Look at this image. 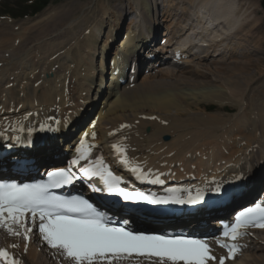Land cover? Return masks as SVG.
Returning a JSON list of instances; mask_svg holds the SVG:
<instances>
[{
	"label": "bare ground",
	"instance_id": "obj_1",
	"mask_svg": "<svg viewBox=\"0 0 264 264\" xmlns=\"http://www.w3.org/2000/svg\"><path fill=\"white\" fill-rule=\"evenodd\" d=\"M122 1L123 0H119L116 3L113 2L110 4V7L112 9H117V11H121L122 14L126 16L129 12L125 14V5ZM256 3L257 2L252 3L251 0H168L164 5L166 7L167 13L165 17L163 16L162 18L163 22L169 24L165 26L167 34L169 35L173 31V26L171 27L170 24L171 19H176L179 22V26L177 27L178 36H185V39L182 42L178 41V45L186 48L191 46L192 41H197L200 42L197 47L203 46L205 49H200L198 50L199 53L192 54L194 59L198 60L197 65H190V68L186 69L184 67L185 65L183 66L185 61L181 60L180 62L182 65L176 70L175 73L174 71L165 68L161 69V75L171 78V76L175 75L176 73L179 75L180 73H186L196 79H208V81H197L192 79L189 82L188 87H177L170 81L160 79L158 81L163 83L162 85H164L165 90L156 91V93L155 89L148 85L149 83H142L138 90L135 88H118L113 92L114 89L111 88V91L106 94L107 99L102 98V103L99 110L94 112L95 116L93 120H91L90 124L79 132L77 138H82L83 141H86L90 146L88 147L89 149H91V146L94 147L95 156H97V147L100 149V147L103 146V154L105 155L108 154L107 151L110 149L112 144H118L126 151L127 154L125 159L128 161L130 167L135 168L138 164H144L149 165L151 169L167 170V165H177L178 168L176 169L182 171L184 170V173H189V170L186 169H192L190 167L192 155L197 149L201 150L203 148V150L206 152L205 155L209 157V160H213L214 163H216L215 165H217V163L220 164L222 160L229 165L234 163V167H236L244 159L245 155L250 157L253 152H260V148L264 149V131L262 130L261 135L255 133L256 126L263 125L262 119H260V117L262 118L261 114H258L257 118H250L248 115V128L247 126L241 125L239 122H233L234 124L232 123L231 128L226 131L225 128L227 126L224 127L223 125H220L222 119L221 115L218 113L210 114L206 112H199L197 115H195L196 117L192 119L194 122L193 126L189 128L185 121L180 119V115H178L180 113L187 112V109L189 108H197L195 107L196 105H202L201 108L203 110L204 105H207L208 103H213L223 107L227 102H229L233 103L235 106H238L239 102L237 99L241 97V91L239 87L243 83L257 79L261 73L262 76H264L262 68L259 67V65L252 58L253 55L259 52V47L255 48L254 45L258 44V40H260V24H258V20L256 19V13L257 10L261 9L258 4L255 5ZM102 4L103 2L99 4L100 10L98 9L97 12L91 11L92 13L90 12V16L85 15L86 17H83L80 20H77L78 17L75 14L81 11L84 7H79V10L75 12V5L72 8L67 9V11L63 12L62 14L57 15L54 18L51 17V19L49 18L47 27H56L57 24H64L66 26H64L65 29H70L71 32L75 26L79 27L83 24L90 23V21L95 22L99 14L101 19L99 18L96 22L103 24L102 19H104L106 11L103 10L104 7L101 6ZM187 6H190L188 10L185 8ZM176 9H180L181 11H175ZM172 10H174L173 14L177 13L182 15L183 18H181V16H175L172 18ZM187 15H193L195 20L188 19ZM152 16L153 14L149 15V18H146V20L150 21ZM132 21L133 20H131V22ZM214 23H217L216 27L214 26ZM152 25L157 27L159 25V21L155 19L152 20L151 24L148 25L146 29V34L149 31L148 28ZM96 28L98 29V25ZM67 31L64 32L67 33ZM47 32L51 31L48 29L43 33L47 34ZM197 32H200L202 35L198 36ZM161 33L163 34V32ZM191 34L194 35L189 36ZM89 36L92 38L91 41L94 43L97 37L96 31H89V35L86 36V38H89ZM129 38V34L125 33L126 41L121 43V45L124 46L121 48L122 54H119L122 60H124V57L128 56L127 46L130 45ZM17 39H21V42L19 41L17 43L18 47L20 43H26L25 40H23L26 38L19 37ZM143 39L144 45L147 46L145 43L146 37ZM2 41L3 38H0V43H2ZM175 41L176 40H171L170 42L167 41L165 44H167L166 46H171L170 44L173 45L177 43ZM149 43H151V40H149ZM229 43L232 47L227 46ZM60 44H58L56 47H58ZM91 45L92 47L90 49L93 48V44ZM222 45L224 47V51L218 52L217 47ZM17 46L15 45L16 49ZM74 48L80 51V47L76 45V40ZM74 48H69L68 50H72V52H74ZM166 49L164 50L166 51ZM59 50L60 48L58 47L55 52H58ZM186 51H178V55L181 53L186 54ZM15 55H17L16 51ZM136 55L137 53L135 56ZM216 56H218L219 59H222L220 65L215 62ZM230 56L234 57L230 58ZM117 59L118 58H115L112 61L113 65L116 64ZM57 60L55 63H57ZM61 60H63V58H61ZM205 60L208 61L205 63ZM52 64L53 63L50 62L49 69H51ZM62 64L63 62H59L57 68L54 70H59V67L63 66ZM11 65H13V63ZM88 66L91 67L90 64H88ZM54 70L53 72L55 74ZM26 71L27 70L23 72L24 75H27ZM1 73L2 70L0 69V79L4 76L1 75ZM80 73V70L71 73V77L74 78V81H67L64 85V88H61L63 85L61 84V78L57 77L56 75L54 78H43L41 84L38 86V94L32 95L33 102L37 101V103H39L41 106L40 109H46L45 103H47L49 106L52 105L54 111L58 113H61L63 109L67 110V108H64L65 103L68 104V107L72 106L74 105L73 101L76 99L77 94H80L79 98H81V92L85 90L86 93L89 92V88L86 89V81H88L90 76L86 77L84 75L80 77ZM23 74L21 79H23L22 82L24 87L17 90V85L12 83V86L7 88V93L6 96H4L5 98L3 99V102L8 101L10 103L13 101L16 105L20 104V106L27 105L26 103L28 101L31 103L32 98L27 90L28 81L23 78ZM26 78L29 77L27 76ZM112 78L113 77H111V79ZM175 78L180 77L178 76ZM206 81L209 82V84H207ZM213 81H216L217 84H210ZM261 85L263 88L264 84ZM155 87H157L156 84ZM10 92L11 94H9ZM231 97H233L234 100H227ZM262 97L264 100V96ZM70 103H72V105ZM250 106L251 109H255L260 113L264 107L263 103H250ZM75 108L76 105L74 106V109ZM169 109H173L174 111L171 112V114H166L170 112ZM83 114L85 116L86 112ZM143 115H147V118L143 119ZM152 115H155L156 119H153ZM161 121H164L165 124L161 125ZM53 125L55 127H59V129H61V133L66 131L63 134L61 141L63 140L66 142H71L64 137H67L68 134L70 135L72 133V128H74V126L66 129L63 127L64 125L60 126L61 121L55 122ZM148 126L153 127V132L146 136L144 130ZM246 128L248 131H243V129ZM166 131H176L179 132V135L174 141L164 143L161 140V136L164 135ZM96 132H99L100 136ZM225 132L227 133L228 137L225 135ZM187 135H191L189 139L185 138ZM207 136L210 137L207 138ZM211 138H213L214 141L211 140L208 143H199V140H207ZM228 138L231 139V141H229ZM95 140L98 142V145L96 144ZM142 141L145 142L146 150L148 149L147 151H141L145 150L139 147V143ZM170 143L173 144L174 147L177 145L175 150L166 147L167 150H164L163 152L161 148L163 146H167L168 144L172 146ZM211 143H213L212 146L210 145ZM75 145H77V143ZM14 150H16V147H14ZM62 152L63 150L59 142L57 145L51 143L47 146L37 147L29 153V156L35 158L36 162H40L43 157H46V160L50 161V159L55 157L57 158L58 156L62 155ZM70 153H73V151H70ZM187 153L189 157H185ZM161 155H164L166 158L159 157ZM206 158L207 157L202 156L195 162V165L198 166V170L199 167L200 171L207 169L204 168L206 165ZM60 159L62 158H58L56 160ZM249 160L252 161V163L254 162V159ZM73 162L77 163L78 165L84 163V161H79L78 157L77 159L73 160ZM254 164H257V161H255ZM160 165L164 166L160 167ZM120 171H122V169ZM235 171L237 172L238 169H235ZM220 174L216 173L215 170H212L211 177ZM251 176V178L258 180L263 177L261 176L260 166L258 171L253 173ZM131 182H136V177H134V175L131 177ZM161 183H163V181L156 182V184ZM257 185V183L253 184V182L246 183L241 196L236 198V201H231L229 205L232 207L238 205L242 208L243 206H241L239 203L249 200L253 193L252 187H257ZM246 186H250L248 187L250 188L248 191ZM169 190L171 189L166 185L162 188V191ZM226 200L228 199L226 198ZM204 214L205 211L202 210V213L197 217L196 226L203 224L201 221H204ZM38 234L40 233L38 232ZM256 234H264V229L259 228L256 231ZM40 235L42 236V234ZM256 238H258L259 243H264V237ZM256 238H253L254 241H256ZM211 254L217 257L219 253L213 249ZM29 256V261H31L33 264H42L44 262L41 254H39L37 250L33 248H31L29 251ZM250 258L256 260V257L251 256ZM258 259L263 260L264 256ZM245 260L246 259H239V263L237 264H247V261ZM168 261L171 262V260ZM248 261H251V259H248ZM205 264L218 263L216 260L205 261ZM226 264L233 263L227 262Z\"/></svg>",
	"mask_w": 264,
	"mask_h": 264
},
{
	"label": "snow or ice",
	"instance_id": "obj_2",
	"mask_svg": "<svg viewBox=\"0 0 264 264\" xmlns=\"http://www.w3.org/2000/svg\"><path fill=\"white\" fill-rule=\"evenodd\" d=\"M40 130L58 131L51 127ZM2 139L3 137H0V140ZM14 146H16L14 143L8 144V147ZM22 146L30 147L31 141H26ZM92 175L95 176L97 173ZM49 176L52 183L47 185L0 184V204L4 205L0 211H7L10 218H14L13 213L16 216L25 212L31 213L27 222L35 224V230L42 234V240L58 252L67 253L70 258H75L77 262L91 260L93 257L102 259L108 253L130 254L135 250L138 254H144L145 249L150 255L171 261H184L186 264H205V261L217 260L210 249L196 240L133 235L121 228L109 227L110 221L107 217L85 200L56 199L46 195L48 188L68 186L77 178L85 177H77L71 169L49 173ZM100 180L110 190L107 194L124 195L116 188V183H110L103 174H100ZM223 190V186L220 185L214 193L220 195ZM93 191L99 194L101 188L95 187ZM32 231V228L28 229L29 233ZM228 258H232L231 247ZM218 260L219 264H224L225 257L221 256Z\"/></svg>",
	"mask_w": 264,
	"mask_h": 264
},
{
	"label": "rangeland",
	"instance_id": "obj_3",
	"mask_svg": "<svg viewBox=\"0 0 264 264\" xmlns=\"http://www.w3.org/2000/svg\"><path fill=\"white\" fill-rule=\"evenodd\" d=\"M104 3V2H106V0H51V4H49V6H47L46 8H44L42 11H41V14L38 16V18H39V21L37 22V26H36V31L35 30H33L34 31V34H33V38H26V39H23V40H25V42H30V41H32L33 39H36L39 35H43L44 33L43 32H46V30H50L51 32L52 31H54L53 32V34H55V35H57V34H59L60 32H61V30L62 29H58L59 27H61V28H63L65 25L64 24H57L56 25V27H53V26H49V27H47V24H48V21H49V18L51 19V17L52 18H54L55 16H57V15H60V14H62L63 12H65V11H67V9H69V8H72L73 6H75L76 5V9H75V12H77L79 9V7H84L82 10L84 11H79V12H77L75 15H77V20H80V19H82L83 17H86V16H90V14L92 13V12H97L98 11V9H99V7H100V3H102V2ZM108 1H110V0H108ZM255 1V0H254ZM97 2V3H96ZM251 2L252 3H255V2H253L252 0H251ZM255 5H257V3L255 4ZM52 7H54L53 9H49V8H52ZM95 10V11H94ZM100 10V9H99ZM92 11V12H91ZM91 12V13H90ZM99 14V13H98ZM86 15V16H85ZM36 16H37V14H36ZM96 17V16H95ZM259 17H260V22H262L263 20H264V17H262L260 14H259ZM104 18H105V15H104ZM159 18H161V16H159ZM98 17H97V19H96V21H98ZM95 21V22H96ZM90 22H94V21H90ZM161 23H163V22H161ZM126 24H123V26H125ZM166 25H169L168 23H166ZM165 25V26H166ZM25 26V25H24ZM58 26V27H57ZM128 26V25H127ZM66 27V26H65ZM65 27H64V29H65ZM1 28H5V29H7L8 27L7 26H5V27H1L0 26V29ZM111 28V27H110ZM5 29H1L0 30V32H2V31H5ZM58 29V30H57ZM19 30H20V28H19ZM18 30V31H19ZM55 30H57V31H55ZM68 29H65L64 31H67ZM21 31H22V29H21ZM25 31H30V29L28 28V29H25ZM22 33L24 34V31H22ZM49 33V32H48ZM11 34H14V33H12L11 32ZM27 34V32L25 33V35ZM17 35V34H16ZM18 35H19V33H18ZM7 35H3V41H2V43H0V51L1 52H6L7 50H10V47L8 46V44H7V42L5 41L6 39H7ZM20 37H23V36H21L20 35ZM166 37L168 38L169 37V40H171V39H173V41H174V39H175V37L173 38V34H171V35H166ZM17 38H19V37H17V36H15V40L17 39ZM23 38H25V37H23ZM185 39V37H183V39H181V40H176L175 42H177L176 44L178 45V41L179 42H182L183 40ZM21 42V39L20 40H18V42ZM168 40H165V41H163V42H167ZM261 41V40H260ZM241 42V41H240ZM47 43H51V35L49 36V37H47L46 38V40H41V44H44V46L43 47H48L49 45L47 44ZM241 43H243V42H241ZM86 44V43H85ZM62 45V44H61ZM242 45V44H241ZM243 45H245V44H243ZM15 46V45H14ZM57 46V45H56ZM59 47V46H58ZM27 49V48H26ZM69 49V48H68ZM67 49V50H68ZM178 49V48H177ZM261 49V53H260V51H259V53L256 55V56H253L252 58L254 59V61L259 65V67H261L262 68V70H263V72H264V45L262 46H259V50ZM179 50V49H178ZM15 51H17V49L15 48ZM51 51H52V53H51ZM51 51L49 52V54L48 55H44V53L45 52H43L42 53V55H43V57L45 58V59H47L50 55H52V54H54V53H56L55 51L56 50H53V49H51ZM9 53H12V50H10L9 51ZM21 53H23V52H21ZM182 54V53H181ZM35 57V61H33L32 59H31V57ZM5 57H4V54H3V56H1L0 57V62H4V63H2V65L4 66V65H6V68L8 67V69H10V66L9 65H11L12 63H13V65L16 63V67L17 68H19V70H20V73L17 75V76H15V79H12V80H9L8 82H12L14 85H17L16 86V89L18 90L19 89V86H20V84L22 85V87L21 88H23L24 86V84H23V82H22V80H20V81H17L19 78H21V76H22V74H23V72L25 71V70H28V71H33V70H35V69H37L38 68V64L39 63H45V61L43 60V59H41L38 55H29V54H26V56H23V57H18L17 55H15V57H14V53H12L8 58H7V61H5V59H4ZM30 58V59H29ZM21 59H23V60H21ZM58 59V57L56 56L55 57V59H54V61H56ZM61 60V59H60ZM185 60H187V61H189V62H192V61H194V58L193 57H189V58H186ZM197 60V59H196ZM208 60H205L204 62L206 63ZM50 62H52V60L50 59V61H49V64H50ZM189 62H186L185 61V63L183 64V66L186 68V69H188V68H190V65H193V63H189ZM194 62H196V61H194ZM53 63V62H52ZM57 63L59 64V61H57ZM22 64V65H21ZM170 64V63H169ZM198 64V60H197V63H195L194 65H197ZM13 65H11V66H13ZM182 65V63L180 64V65H177V64H173V66L174 67H176L177 69H179L180 68V66ZM186 65H187V67H186ZM212 66H214V65H212ZM166 68V66L165 67H162V69H165ZM169 68H172L171 66H168V68L167 69H169ZM1 70H2V72H3V68H0ZM32 69V70H31ZM155 70H153V72L150 74V75H148V76H146V77H140L139 78V80L138 81H142L143 83H149L148 85H151V86H153L152 85V82H154V81H157V80H160V79H165L166 81H170V82H172V84L173 85H175V86H177V87H188L189 85V82L193 79V80H197V81H200V80H207L208 81V79H196V78H194V77H192L191 75H185L186 73H180V75L179 74H175V75H173V76H171V78H167V77H165V76H163V75H161L162 74V71H161V69H160V71H157L158 70V68H154ZM176 69V70H177ZM171 70V69H170ZM176 70L174 71V68H173V70L172 71H174V73L176 72ZM156 72H158V73H156ZM26 73H27V71H26ZM156 73V74H155ZM160 74V75H159ZM1 75H4V74H2L1 73ZM55 75V74H54ZM163 76V77H162ZM180 77V78H175V77ZM49 77V76H48ZM47 77V78H48ZM55 77V76H54ZM54 77H52V78H54ZM44 78V77H43ZM143 78V79H142ZM145 79V80H144ZM146 79L148 80V81H146ZM206 81V82H207ZM157 84L159 85V84H161V85H156L157 87H155V85H154V89H155V93H156V91H160V90H165V88H164V85H162L163 83L162 82H160V81H157ZM207 84H209V82H207ZM210 84H217V82L216 81H213V82H211ZM141 85V84H140ZM260 87L262 88V85H260ZM20 88V89H21ZM159 89V90H158ZM151 90V89H150ZM71 105H72V103H70ZM195 107H197V108H189V109H187V112H184V113H180V114H178V115H180V119L181 120H184L185 121V123L187 124V126H188V128L189 127H192L193 126V120L192 119H194L196 116L195 115H197L199 112H203V110H202V105H199V106H195ZM169 111L170 112H168V113H166V114H171V112H173L174 110L173 109H169ZM165 114V115H166ZM219 114V113H218ZM178 115H176V116H178ZM220 115V114H219ZM144 119V118H143ZM222 121V120H221ZM221 123V122H220ZM228 123H229V121H228ZM165 124V122L164 121H161V125H164ZM222 124V123H221ZM234 124V123H233ZM224 127L226 126V125H223ZM228 126V125H227ZM149 127V126H148ZM147 128V127H146ZM145 128V129H146ZM150 128H152L153 129V127H150ZM145 131V130H144ZM263 131H264V129H263ZM113 132V131H112ZM171 133H175L176 134V136L178 137V135H179V132H176V131H172ZM172 141H174V140H172ZM204 141V143H208L209 141H210V139H209V141H208V139L207 140H203ZM142 142H144V141H142ZM163 142V141H162ZM171 142V141H170ZM172 147V146H171ZM177 147V145H175V147H174V149L173 150H175V148ZM163 148V147H162ZM161 148V149H162ZM184 151H186V150H184ZM259 233V232H258ZM256 235H258V234H256ZM257 237H264V234L262 235V236H260V234L257 236ZM259 240H261V239H259ZM262 241V240H261ZM258 243H259V241H258ZM262 244H264V243H262ZM33 249H35V248H33ZM35 250H37V249H35ZM38 252V251H37ZM264 245H262V246H260L259 247V249H257V250H254V249H251L250 251H247V252H245L244 254H246V253H248L249 255H253V256H259V257H262L263 255H264ZM40 254V253H39ZM248 259L246 258V260L245 261H247ZM29 263H31V264H33L31 261H29ZM42 264H45L44 262L42 263Z\"/></svg>",
	"mask_w": 264,
	"mask_h": 264
},
{
	"label": "trees",
	"instance_id": "obj_4",
	"mask_svg": "<svg viewBox=\"0 0 264 264\" xmlns=\"http://www.w3.org/2000/svg\"><path fill=\"white\" fill-rule=\"evenodd\" d=\"M263 4H264V0H263Z\"/></svg>",
	"mask_w": 264,
	"mask_h": 264
}]
</instances>
